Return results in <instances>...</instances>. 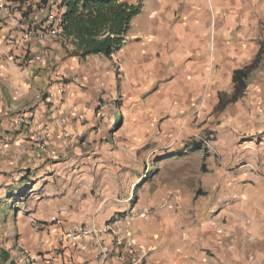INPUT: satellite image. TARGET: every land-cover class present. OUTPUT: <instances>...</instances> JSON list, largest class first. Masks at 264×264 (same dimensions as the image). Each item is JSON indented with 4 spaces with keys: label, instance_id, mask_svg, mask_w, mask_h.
Here are the masks:
<instances>
[{
    "label": "crops",
    "instance_id": "crops-1",
    "mask_svg": "<svg viewBox=\"0 0 264 264\" xmlns=\"http://www.w3.org/2000/svg\"><path fill=\"white\" fill-rule=\"evenodd\" d=\"M52 2L0 0V191L16 195L29 189L25 177L37 178L18 217L22 238L38 241L35 264H120L123 248L105 230L115 219L146 252L129 264H264V0H141L148 32H127L112 56L139 114L165 125L196 118L212 134L126 185L108 162L113 136L95 131L112 61L71 55L69 40L44 30L26 37L65 12L63 0ZM260 49L241 96L216 111L218 95L233 93L234 70ZM39 135L55 182L42 176ZM74 228L87 234L67 237Z\"/></svg>",
    "mask_w": 264,
    "mask_h": 264
},
{
    "label": "rangeland",
    "instance_id": "rangeland-1",
    "mask_svg": "<svg viewBox=\"0 0 264 264\" xmlns=\"http://www.w3.org/2000/svg\"><path fill=\"white\" fill-rule=\"evenodd\" d=\"M144 21L145 13L138 14L132 20L128 34L130 36L134 34L135 29L138 32H148ZM123 72L124 67L123 70L119 67L118 73L112 69V73L105 78L104 88L95 101L94 117L97 122L95 131L100 129L103 135L113 136L106 150L115 153L116 156L108 162L118 164L122 168L119 179L126 185L130 180L134 179L135 182L137 176L152 169L156 159L168 156L174 151L175 153L182 151L186 147L185 142L189 144L203 136L209 138L212 131L200 128L199 123L195 124L196 118L192 120L191 125L180 126L176 123L165 125L162 119H152L150 114L140 115L138 112L140 105L134 98V86L123 78ZM45 140V148L41 150L43 152L36 150L43 159L41 173L42 176L48 174L50 178L47 179L55 182L53 179L57 175L56 160L48 154L51 145L46 138ZM36 180L34 177H25L24 182L29 184V189L16 195H11L8 190L0 191V264L36 263L35 251L39 245L38 241L34 237H28V234L22 238V223L18 220L24 206L27 208L31 206L25 193L31 191ZM20 183L21 180L16 181V185ZM41 183L39 182L38 187ZM31 227L34 229V225ZM2 251L7 257L3 256Z\"/></svg>",
    "mask_w": 264,
    "mask_h": 264
},
{
    "label": "trees",
    "instance_id": "trees-1",
    "mask_svg": "<svg viewBox=\"0 0 264 264\" xmlns=\"http://www.w3.org/2000/svg\"><path fill=\"white\" fill-rule=\"evenodd\" d=\"M40 2L44 4L46 0ZM63 5L65 12L61 15V34L73 44L69 53L82 58L87 55H102L112 61L114 70L118 73V60L112 56L127 44L126 35L132 19L140 11L141 0H63ZM260 54L261 49L254 61L234 70L233 93L218 95L216 111L222 110L241 96L249 74L258 66Z\"/></svg>",
    "mask_w": 264,
    "mask_h": 264
},
{
    "label": "built area",
    "instance_id": "built-area-1",
    "mask_svg": "<svg viewBox=\"0 0 264 264\" xmlns=\"http://www.w3.org/2000/svg\"><path fill=\"white\" fill-rule=\"evenodd\" d=\"M40 1V0H39ZM53 0H46L44 4H42L44 7L51 6L53 3ZM38 27L33 26L28 29L26 32V37L28 39L36 36L37 34H42V31H46L51 37H61L63 40H69L66 39L61 34V16L57 15L54 18L49 19V22L45 25H42L41 29H37ZM45 98L50 101L52 98V95L50 93H47ZM28 119H23V121H18L20 125L23 123L26 124ZM23 122V123H22ZM45 137L43 135H39L38 139L36 140V150L41 151L45 148ZM119 220L115 219L112 222L105 225V230L110 232L112 235H114V241L117 247H122V252L118 255V260L120 264H129V262H140L142 258L146 255V252L141 248L137 247L135 243L132 241V232L129 229V222H125L122 225L118 224ZM123 227V228H122ZM87 234V231L85 229L81 228H74L72 229V232L67 233V237H75L79 235ZM131 259V260H129Z\"/></svg>",
    "mask_w": 264,
    "mask_h": 264
}]
</instances>
